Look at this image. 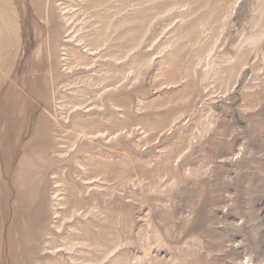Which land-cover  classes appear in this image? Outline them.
Masks as SVG:
<instances>
[{"label":"rangeland","instance_id":"1","mask_svg":"<svg viewBox=\"0 0 264 264\" xmlns=\"http://www.w3.org/2000/svg\"><path fill=\"white\" fill-rule=\"evenodd\" d=\"M0 264H264V0H0Z\"/></svg>","mask_w":264,"mask_h":264}]
</instances>
